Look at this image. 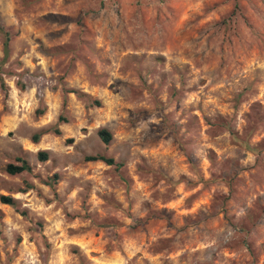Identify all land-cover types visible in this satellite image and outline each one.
<instances>
[{"label":"rangeland","instance_id":"rangeland-1","mask_svg":"<svg viewBox=\"0 0 264 264\" xmlns=\"http://www.w3.org/2000/svg\"><path fill=\"white\" fill-rule=\"evenodd\" d=\"M0 25V264H264V0H0Z\"/></svg>","mask_w":264,"mask_h":264},{"label":"trees","instance_id":"trees-1","mask_svg":"<svg viewBox=\"0 0 264 264\" xmlns=\"http://www.w3.org/2000/svg\"><path fill=\"white\" fill-rule=\"evenodd\" d=\"M0 32L4 34L3 50L6 51L9 40H10L9 34L7 32L3 31V28L1 27V25H0ZM69 93H73L77 97H85V94L78 92L77 90H70ZM93 103L95 105H98V101H94ZM55 133L58 134L59 133L58 130H55ZM98 136L101 139V141L105 144H108L112 138L111 133L105 129H101L98 132ZM35 139H37V137H35ZM38 157L41 161H43V160L47 159V154L45 152H39ZM84 160L86 162L100 161V162H103L109 166L115 165L116 167H121V164L116 163L114 161V159L106 157V156H102V155H88V156L84 157ZM19 161L21 163L19 166H15L13 164H8L5 167V172L9 175L14 176V175L20 174L24 171H27V172L30 171V166L25 161H23V160H19ZM0 203L17 209L16 200L13 199L11 196H0Z\"/></svg>","mask_w":264,"mask_h":264}]
</instances>
